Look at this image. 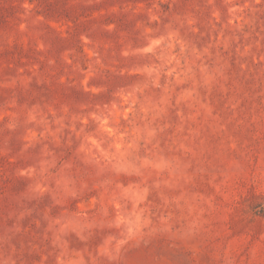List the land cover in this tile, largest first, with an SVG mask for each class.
Instances as JSON below:
<instances>
[{"label":"rangeland","instance_id":"374dc122","mask_svg":"<svg viewBox=\"0 0 264 264\" xmlns=\"http://www.w3.org/2000/svg\"><path fill=\"white\" fill-rule=\"evenodd\" d=\"M0 264H264V0H0Z\"/></svg>","mask_w":264,"mask_h":264}]
</instances>
